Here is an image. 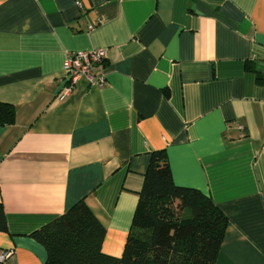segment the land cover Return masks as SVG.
Wrapping results in <instances>:
<instances>
[{"label":"crops","instance_id":"1","mask_svg":"<svg viewBox=\"0 0 264 264\" xmlns=\"http://www.w3.org/2000/svg\"><path fill=\"white\" fill-rule=\"evenodd\" d=\"M93 47L107 84L60 98ZM0 102V264H45L31 233L81 199L121 256L160 149L228 219L216 264H264V0H0Z\"/></svg>","mask_w":264,"mask_h":264},{"label":"trees","instance_id":"2","mask_svg":"<svg viewBox=\"0 0 264 264\" xmlns=\"http://www.w3.org/2000/svg\"><path fill=\"white\" fill-rule=\"evenodd\" d=\"M15 119L14 105L0 102V125ZM227 228L209 195L175 183L166 149H160L151 153L121 256L103 251L106 228L85 199L31 236L45 247V264H216ZM0 230H8L1 204Z\"/></svg>","mask_w":264,"mask_h":264},{"label":"built area","instance_id":"3","mask_svg":"<svg viewBox=\"0 0 264 264\" xmlns=\"http://www.w3.org/2000/svg\"><path fill=\"white\" fill-rule=\"evenodd\" d=\"M95 25L89 28L93 29ZM108 49L93 47L88 50L69 51L65 71L66 84L59 92V97L64 98L76 90L79 82L87 80L91 86L103 87L107 84L106 62ZM243 130V126L239 125ZM13 254L12 250H0V263Z\"/></svg>","mask_w":264,"mask_h":264}]
</instances>
